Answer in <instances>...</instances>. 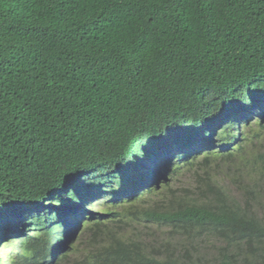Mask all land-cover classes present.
<instances>
[{
  "label": "trees",
  "instance_id": "obj_1",
  "mask_svg": "<svg viewBox=\"0 0 264 264\" xmlns=\"http://www.w3.org/2000/svg\"><path fill=\"white\" fill-rule=\"evenodd\" d=\"M250 81L264 85V0H0V223L16 210L40 212L79 190L101 189L89 182L123 152L135 155L159 130ZM231 123L226 147L237 142L239 122ZM197 124L205 132L211 126ZM174 154L161 170L169 171ZM178 155L176 164L186 159ZM253 173L264 178V155L253 157ZM257 181L244 208L206 177L195 189L205 197L214 191L218 202L189 206L191 192L172 191L143 214L187 238L218 237L224 245L214 264H264V222L247 212L263 195ZM132 198L96 204L85 221L86 248L75 247L78 234L54 264H179L170 249L157 260L104 229L142 216L125 208ZM183 258L200 264L206 253L195 248Z\"/></svg>",
  "mask_w": 264,
  "mask_h": 264
},
{
  "label": "rangeland",
  "instance_id": "obj_2",
  "mask_svg": "<svg viewBox=\"0 0 264 264\" xmlns=\"http://www.w3.org/2000/svg\"><path fill=\"white\" fill-rule=\"evenodd\" d=\"M242 89H244V91H237L239 93L235 95L236 98L242 99L244 97L246 87ZM248 92L252 93V89L246 93ZM225 103L226 102L220 101L211 105L209 104L210 106H202L186 120L182 121L180 125H171L159 130V132L149 138V141L143 143L140 147L133 149L136 151V154L134 156L131 155V161L135 159L136 162H140L141 155L143 157V154H145L146 159H151V152L155 150V147L161 145L165 140L164 136L166 139L173 136V132L170 130H174L177 133L181 128L191 129L192 125L197 123V120L202 119L205 121L204 118H211L212 120L217 121V116H220L225 112ZM196 129L202 130L203 125L196 127ZM236 133L238 134L237 142L233 143L225 152H221V154H217V151H209L206 154H203L204 152H202L197 156L179 162L177 165V158H175L169 166V171L166 173H164V171L157 173L158 175L155 177L154 183L149 190L143 189V191L137 194L135 198L133 197L127 202V205L130 206L125 205V208L131 207V205L135 206L134 211H139L142 216L134 222H127L121 227V229H116L112 224H106L104 229L108 230L109 234H114L116 238L120 239V241L138 243L145 251V254L151 258L154 257L157 260L160 256L162 258L166 257L168 252L165 251L166 249H170L172 252H175L176 256H178L179 264H186L188 261L183 262L184 253L186 252L188 256L192 257L195 248H197L206 253V258L208 259L207 264H213L212 260L215 259V255H217L219 248L224 245V242L218 237L213 234L205 233L204 236L202 235L203 238L200 239L187 238L181 233L178 234L175 232L172 225L163 226L147 220L143 213L147 211V209H153L155 203L156 207L160 209L161 205L169 201L170 193L172 191L176 193V197L182 194H187L185 191L191 192V195H187L189 196V199H192L195 203H188L189 206L192 204L203 206L205 203L218 202L217 199H214V191H211L210 194L205 197L204 193L199 195V192L195 189L198 185H203V179L206 177L207 180L216 187L217 185L220 186L222 190H224V194L233 198V200L237 202L235 203L237 206L240 208L242 206L244 208L246 206L245 203L240 202L244 200L246 193L253 192V177H257L261 179V182L257 181L255 184L262 188L263 195H261L259 205L258 203H249L247 212L264 222V178L261 176H254L255 173H253V157L264 155V120L262 121L261 116H258L256 113L249 121L241 123L239 126V132ZM217 135L218 136L214 137L216 142L215 148L222 146L220 150H224L226 144L221 141V138L224 136L222 135V131H219ZM232 135L234 136V133L230 134L229 137ZM146 149L149 150L148 153H146ZM217 155H220V158L217 159V157H215ZM147 163L148 161H145L144 164ZM120 164L121 163L114 164L112 168L120 169L122 165ZM234 180L237 182H234ZM113 183H115L116 188L119 187L117 181H114ZM113 183L106 185L104 190H107L109 187L112 188ZM111 193L112 192L100 195L96 198L97 200L93 199L89 203H98L100 200H105V197ZM66 203L67 204H65L66 206L64 207L65 209L77 205V200L70 198ZM88 210L89 214H94L96 212L95 204H90ZM89 214H87L86 217H88ZM86 217L81 216V219H86ZM47 223L44 224L43 222H39L38 225L46 226L48 225ZM62 229H59V233H64V230ZM181 232L184 231L181 230ZM194 232L195 231H192V233ZM78 234L80 236L79 239H81L80 241H78L79 239L77 240L75 247H78L83 251L86 248V241L91 238V232L82 226L79 229ZM109 234L103 235V237H106ZM29 236L30 238L38 237V239H40L33 241L31 245L38 246L39 243L42 242V247L47 245L49 239L54 238V236H48L43 228H37V230L36 228H32V232L29 233ZM107 242V239H105L103 246L108 245ZM12 246V244L7 247L5 246V261L9 264H25L23 263V258L20 254L14 253L11 249ZM23 247L24 244L17 243L15 245V248L19 252L20 250H23ZM82 251L73 254L71 253L70 258L77 259L81 256L80 254ZM29 264L40 263L31 262Z\"/></svg>",
  "mask_w": 264,
  "mask_h": 264
},
{
  "label": "clouds",
  "instance_id": "obj_3",
  "mask_svg": "<svg viewBox=\"0 0 264 264\" xmlns=\"http://www.w3.org/2000/svg\"><path fill=\"white\" fill-rule=\"evenodd\" d=\"M245 87L246 92L252 89V93L245 92L242 99L236 98L235 95L239 92L244 91V89L242 88ZM239 92H236V94H234V92L229 93L226 95V97L217 101L226 102L224 105L225 112L224 114L220 115L221 118L217 119V121H214L211 118H204L205 121H208V123L211 124L207 132L203 130L205 127L204 125L202 130L196 129V127L200 126L197 123L194 124L193 131L191 130L192 128H181L177 133L174 130H170L173 132V136L169 139H166L164 136L165 140L161 143V145L155 147V150L151 152V159H146L145 154H143V157L141 155L140 162H136L135 159L131 161V155L129 156V154L123 152L124 156L119 157L120 163H122V165L120 164V169H113L111 166L108 171L96 175V179H91V181L89 182L90 185L92 180L93 182L97 181L100 184L101 189L96 188L93 193H91L93 188H90V190H79L77 194L72 195L74 197H70L77 200V205L70 206L65 209V204H67L66 201L70 199L67 198L61 201L59 199L51 201L49 207L47 205L45 208H43V210H40V212L36 211L35 209L31 211H26L23 209L16 210L11 218L0 223V264H9L5 261L4 257L6 247L11 244L13 245L11 249L14 251V253L20 254V256L23 258V263L25 264H29L31 262H38L40 264H54L55 260L60 259L61 255L66 253L67 245L71 242L72 239L76 238L77 234L79 233V229L82 226H85V221L87 220L86 216L87 214H89L88 209L90 204L96 205L98 203H103L105 200L113 201L120 198L125 199L129 195H133V197H135L137 194L142 192L143 189L149 190V188L154 183L155 177L158 175L157 173L162 171L166 173L168 171V169L161 170V168H164L165 164L167 163H163L161 161L162 159H166V157L170 156L174 150L175 154L172 157L176 156L175 158H177L179 156L178 154L185 153V160L193 156H197L202 152H204L203 154H206L207 152L211 151L210 149L206 150V148H215V144L213 146H210L209 142H215L214 137L218 136L217 134L219 131H222V135H224V133L228 134V132L226 131L231 127V122H239V127L241 123L249 121L252 116L256 114V112L252 111L255 110L256 107H262L261 115L258 114V116H261V120L263 121L264 85L263 87H259L258 89H256V85L252 86V81H250L247 85L242 86ZM209 104L211 105L213 104V102H209ZM233 131L234 130H231L230 133H233ZM189 132H191V134H189ZM221 141L222 143L225 142L223 138H221ZM221 147L222 146L218 147V150H220ZM227 148L228 147L220 151L225 152ZM148 152L149 150L146 149V153ZM145 161H148V163L144 164ZM150 169L151 172L144 177V175H142L144 171ZM112 174H118V176H113ZM114 177H121L119 178L120 182H118V188H116L115 183H113L115 181ZM123 177L125 181L121 180ZM112 183V188L109 187L107 190H104L106 185ZM110 192L112 193L106 196L105 200H100V202L98 203H87L86 199L78 200L77 198H75L83 196L84 198H89L92 201L98 196L105 195L106 193ZM86 211H88V213ZM57 216L60 217L58 218V221H55V218ZM81 216H85L86 219H81ZM39 222H43L44 224L48 222V225L39 226ZM156 224L168 226L160 223ZM32 228H36V230L37 228H43L48 236H54V238L49 239L47 245H44L43 247L41 246L43 244L42 242L39 243L38 246L33 244L31 245L33 241L40 240L38 239V237L30 238L29 233L32 232ZM60 228H65L62 229L64 230V233H59ZM60 238H62L61 243ZM17 243L24 244L23 250H20V252L15 248V245ZM207 261V258H203L201 259V261H199V263L207 264Z\"/></svg>",
  "mask_w": 264,
  "mask_h": 264
},
{
  "label": "snow or ice",
  "instance_id": "obj_4",
  "mask_svg": "<svg viewBox=\"0 0 264 264\" xmlns=\"http://www.w3.org/2000/svg\"><path fill=\"white\" fill-rule=\"evenodd\" d=\"M158 2H167V0H158ZM187 3H195L196 0H185Z\"/></svg>",
  "mask_w": 264,
  "mask_h": 264
}]
</instances>
